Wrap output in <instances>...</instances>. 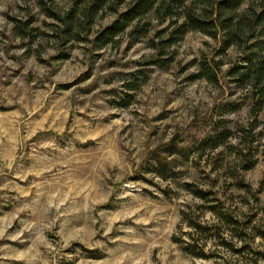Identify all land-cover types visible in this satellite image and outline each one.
<instances>
[{"label":"rangeland","instance_id":"rangeland-1","mask_svg":"<svg viewBox=\"0 0 264 264\" xmlns=\"http://www.w3.org/2000/svg\"><path fill=\"white\" fill-rule=\"evenodd\" d=\"M131 2L0 0V264H264L261 28L98 47Z\"/></svg>","mask_w":264,"mask_h":264},{"label":"trees","instance_id":"trees-1","mask_svg":"<svg viewBox=\"0 0 264 264\" xmlns=\"http://www.w3.org/2000/svg\"><path fill=\"white\" fill-rule=\"evenodd\" d=\"M248 1L132 0L130 6L96 36L95 44L100 48L107 46L127 30H130L129 34L135 41H140L148 33L146 27L151 17L158 21L176 17L179 26L171 32L166 43H177L189 31H199L215 39L222 35L223 49H229L241 42L245 29L253 32L254 35L255 31L261 28L264 36V11H258L252 5L247 6ZM243 20H246L247 24L245 29H241ZM142 22L144 27L141 28ZM243 62L246 64L238 65L232 74H239L240 81H250L253 88H259V94L264 97V56H259L255 49L246 54ZM207 141L205 140L204 143ZM212 147L217 146L212 145ZM186 245L185 251L193 255L188 250L190 245L187 243Z\"/></svg>","mask_w":264,"mask_h":264}]
</instances>
